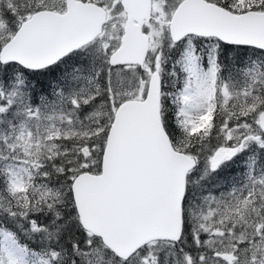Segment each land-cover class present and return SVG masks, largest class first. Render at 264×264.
Returning <instances> with one entry per match:
<instances>
[{
	"label": "snow or ice",
	"instance_id": "snow-or-ice-1",
	"mask_svg": "<svg viewBox=\"0 0 264 264\" xmlns=\"http://www.w3.org/2000/svg\"><path fill=\"white\" fill-rule=\"evenodd\" d=\"M0 264H264V0H0Z\"/></svg>",
	"mask_w": 264,
	"mask_h": 264
}]
</instances>
